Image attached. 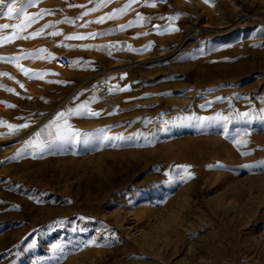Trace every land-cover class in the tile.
I'll return each mask as SVG.
<instances>
[{
	"label": "rangeland",
	"instance_id": "obj_1",
	"mask_svg": "<svg viewBox=\"0 0 264 264\" xmlns=\"http://www.w3.org/2000/svg\"><path fill=\"white\" fill-rule=\"evenodd\" d=\"M22 6L35 22L0 31L21 37L0 46V264H264V0Z\"/></svg>",
	"mask_w": 264,
	"mask_h": 264
},
{
	"label": "snow or ice",
	"instance_id": "obj_2",
	"mask_svg": "<svg viewBox=\"0 0 264 264\" xmlns=\"http://www.w3.org/2000/svg\"><path fill=\"white\" fill-rule=\"evenodd\" d=\"M205 3H208L209 0H204ZM27 3V7H31L34 5V0H26ZM16 4V0H11V2L5 4L4 0H0V17L2 18H6V19H12V18H24L27 23L22 24V25H9L7 23L4 24H0V31L9 29L10 27L15 29V28H20L21 30L30 27L32 23L35 22V17L32 16H28L27 15V8L26 7H20V8H16L15 7ZM150 6H155L150 5ZM123 11V10H121ZM103 19V18H101ZM172 19V18H169ZM100 22V21H97ZM42 30H37L36 32L32 33L29 37H23L24 39H28V38H35L36 36H39L41 34ZM171 31H178V29H171ZM52 35H58V33H52ZM21 38L19 36L18 33H14L12 36H0V46H3L5 43H11L13 42L15 39H19ZM68 39H83L84 37H67ZM44 49H40L38 50V52H44ZM31 55V54H30ZM4 59H19V58H4V57H0V60H4ZM52 59H54V57H52ZM18 67V65H17ZM21 72H23L26 76L28 75V70L26 69H20ZM38 75V74H37ZM21 87H23L21 85ZM7 91L11 92L12 89H7ZM9 107H13L12 105H8ZM91 115H99L98 113H90ZM64 114L63 113H59L57 115L56 120H59ZM244 117H248V113H243L241 114ZM203 119V118H202ZM261 119H264V116H261ZM56 121H53L52 123H55ZM0 126H7L10 130H15L16 126L12 125V124H7L5 125L4 121H0ZM20 127L26 128L28 127V125H21ZM37 137L40 136V133L36 134ZM80 134L78 132H73L70 128H65L63 131H61L60 129H57L56 131V136L55 139L57 140H62V141H67V140H71L73 137H78ZM28 143H32L31 141H29ZM185 171L187 172V169H185Z\"/></svg>",
	"mask_w": 264,
	"mask_h": 264
},
{
	"label": "built area",
	"instance_id": "obj_3",
	"mask_svg": "<svg viewBox=\"0 0 264 264\" xmlns=\"http://www.w3.org/2000/svg\"><path fill=\"white\" fill-rule=\"evenodd\" d=\"M55 66V68L57 69H66L69 67L70 65V61H69V58L67 55H64V54H61L59 55L58 57H56V59L54 60V63H53ZM26 84H29L30 83V79H26Z\"/></svg>",
	"mask_w": 264,
	"mask_h": 264
},
{
	"label": "bare ground",
	"instance_id": "obj_4",
	"mask_svg": "<svg viewBox=\"0 0 264 264\" xmlns=\"http://www.w3.org/2000/svg\"><path fill=\"white\" fill-rule=\"evenodd\" d=\"M54 63V62H53ZM53 66H55L54 64H53ZM61 70V69H60ZM62 70H65V69H62ZM114 95H116V94H113L112 96H114ZM109 98V97H108Z\"/></svg>",
	"mask_w": 264,
	"mask_h": 264
}]
</instances>
